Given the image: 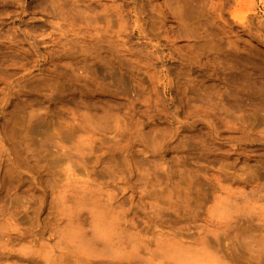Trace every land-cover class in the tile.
<instances>
[{
	"label": "rangeland",
	"instance_id": "rangeland-1",
	"mask_svg": "<svg viewBox=\"0 0 264 264\" xmlns=\"http://www.w3.org/2000/svg\"><path fill=\"white\" fill-rule=\"evenodd\" d=\"M0 264H264V0H0Z\"/></svg>",
	"mask_w": 264,
	"mask_h": 264
},
{
	"label": "bare ground",
	"instance_id": "bare-ground-1",
	"mask_svg": "<svg viewBox=\"0 0 264 264\" xmlns=\"http://www.w3.org/2000/svg\"><path fill=\"white\" fill-rule=\"evenodd\" d=\"M99 216H100V215H99ZM99 216H98V217H99ZM96 218H97V217H96ZM107 223H108V222H107ZM108 224H109V223H108ZM103 225H104V224H103ZM108 227H109V226H108ZM103 230H104V228H103ZM103 230H102V231H103ZM100 231H101V230H100ZM108 232H109V229H108ZM102 234H104V233H102ZM105 235H106V232H105Z\"/></svg>",
	"mask_w": 264,
	"mask_h": 264
}]
</instances>
